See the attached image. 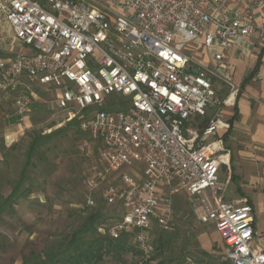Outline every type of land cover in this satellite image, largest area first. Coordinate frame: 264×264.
I'll list each match as a JSON object with an SVG mask.
<instances>
[{
    "label": "built area",
    "instance_id": "obj_1",
    "mask_svg": "<svg viewBox=\"0 0 264 264\" xmlns=\"http://www.w3.org/2000/svg\"><path fill=\"white\" fill-rule=\"evenodd\" d=\"M229 1L0 0V23L19 47L0 54V93L12 99L8 117L18 121L38 99L34 87L53 93L57 111L87 114L79 126L100 141L104 166V173L92 168L88 193L105 173L140 166L139 180L122 173L121 186L102 194L106 204L122 207L111 238L132 231L147 250L152 222L166 229L169 196L183 192L197 221L214 225L225 264H264V252L254 247L251 205L246 198L225 201L219 180L220 167L229 165L222 138H215L229 128L219 107L237 93L223 51L256 30L241 11L227 10ZM201 48L218 50L213 64L194 55ZM220 87L227 89L222 100ZM216 108L200 136L189 128L195 116Z\"/></svg>",
    "mask_w": 264,
    "mask_h": 264
},
{
    "label": "rangeland",
    "instance_id": "obj_2",
    "mask_svg": "<svg viewBox=\"0 0 264 264\" xmlns=\"http://www.w3.org/2000/svg\"><path fill=\"white\" fill-rule=\"evenodd\" d=\"M3 46L19 50L7 24L0 23V48ZM34 91L38 99L32 102L27 116L19 121L14 117L6 119L9 123L13 121L15 125H20V137L7 147L2 141L4 136L0 135V194L7 195L10 191L8 181L14 182L18 178L33 132L46 135L64 131L42 145L33 157L36 167L27 168L28 181L24 184L32 185L30 193L17 199L0 216V264H22L24 258L29 260V264L39 262L44 258L45 251L60 244L94 210L101 212L103 217L97 226V234H108V230L120 223L122 207L119 202L113 205L105 203L102 198L105 188L120 187L122 173L138 180L141 177L140 166L123 172L105 173V180L88 193L87 180L93 176L92 168L104 173V166L99 160L100 141L91 131L82 132L80 123H72L73 120H80V115L87 121V114L70 117L68 112L54 108L52 92L37 87ZM10 100L8 97L7 102L11 103ZM115 103L109 108L117 109ZM122 108L124 105L120 100ZM5 111L7 113L10 109L7 107ZM2 122L0 134L3 126H9ZM222 175L223 172H220L219 177ZM88 196L93 201L92 205L87 204ZM166 198L168 190H164ZM169 205L171 215L167 228L157 221L152 222L147 233V250H140L132 231H127L131 250L110 251L103 255L101 261L91 264L225 263V247L214 225L197 221L185 193L169 196Z\"/></svg>",
    "mask_w": 264,
    "mask_h": 264
},
{
    "label": "crops",
    "instance_id": "obj_3",
    "mask_svg": "<svg viewBox=\"0 0 264 264\" xmlns=\"http://www.w3.org/2000/svg\"><path fill=\"white\" fill-rule=\"evenodd\" d=\"M254 1L257 0H230L227 3L229 12L241 11L256 30L249 37L233 41L223 51L237 93L221 106L220 117L229 124V128L219 130L215 138L221 137L229 152V165L219 170V173L223 172L219 180L224 187V200H248L253 210L254 247L264 252V36L260 35V30H264V1L259 4H254ZM0 50L2 55L7 53L6 46ZM216 51L201 48L196 49L194 55L200 62L210 65L214 63ZM0 95V123L3 121L2 124L9 125L2 127L0 135L4 136L3 144L8 147L20 137L21 127L6 120L13 118L8 117L12 101L8 103V97ZM226 95L227 89L220 87L218 97L222 100ZM7 107L10 111L5 113ZM215 113V109H207L204 116H195L191 120L189 128L200 136Z\"/></svg>",
    "mask_w": 264,
    "mask_h": 264
},
{
    "label": "trees",
    "instance_id": "obj_4",
    "mask_svg": "<svg viewBox=\"0 0 264 264\" xmlns=\"http://www.w3.org/2000/svg\"><path fill=\"white\" fill-rule=\"evenodd\" d=\"M245 81H247V77ZM72 123H80V120H73ZM63 131L58 130L46 135L33 132L26 149L25 162L18 178L14 182L8 181L10 191L7 195L0 194V216L6 209H10L17 199L30 193L32 185L24 186L25 182L28 181L27 168L36 167L33 157L37 155L39 148L51 141L54 136L62 134ZM102 218L101 212L96 210L90 212L77 229L66 235L60 244L45 251L44 258L34 264H91L101 261L103 255L110 251L131 250L128 242L129 236L125 232H121L117 238H111L108 234H97V226L102 222ZM22 264H29V260L24 258Z\"/></svg>",
    "mask_w": 264,
    "mask_h": 264
}]
</instances>
